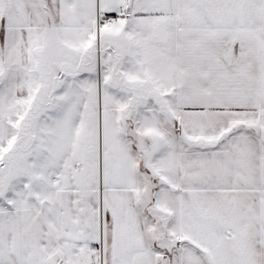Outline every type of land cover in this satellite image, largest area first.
Wrapping results in <instances>:
<instances>
[{
	"label": "snow or ice",
	"instance_id": "6c2138e0",
	"mask_svg": "<svg viewBox=\"0 0 264 264\" xmlns=\"http://www.w3.org/2000/svg\"><path fill=\"white\" fill-rule=\"evenodd\" d=\"M0 264H264V0H0Z\"/></svg>",
	"mask_w": 264,
	"mask_h": 264
}]
</instances>
